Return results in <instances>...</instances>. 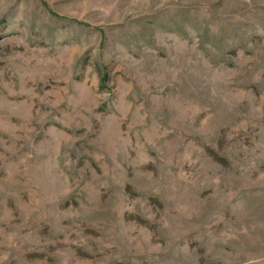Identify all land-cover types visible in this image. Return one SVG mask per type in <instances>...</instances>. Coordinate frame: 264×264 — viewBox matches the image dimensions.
<instances>
[{
	"label": "rangeland",
	"instance_id": "374dc122",
	"mask_svg": "<svg viewBox=\"0 0 264 264\" xmlns=\"http://www.w3.org/2000/svg\"><path fill=\"white\" fill-rule=\"evenodd\" d=\"M0 264H264V0H0Z\"/></svg>",
	"mask_w": 264,
	"mask_h": 264
}]
</instances>
